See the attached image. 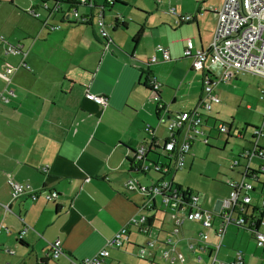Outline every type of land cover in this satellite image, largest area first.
Returning a JSON list of instances; mask_svg holds the SVG:
<instances>
[{
	"label": "crops",
	"instance_id": "crops-1",
	"mask_svg": "<svg viewBox=\"0 0 264 264\" xmlns=\"http://www.w3.org/2000/svg\"><path fill=\"white\" fill-rule=\"evenodd\" d=\"M222 2L113 0L104 6L109 41L99 36L94 18L81 23L56 18L55 25L41 22L42 27L27 30L14 40L24 55L3 53L2 57H7L0 59V71L5 64L13 67L9 82L0 78V91L13 92L0 108V264H73L105 248L107 239L140 214L149 216V235L127 226L123 245L107 247L112 264L229 263L237 252L242 255V264H250L256 255L264 254L247 225L229 224L223 235L217 236L213 228L220 223L219 216L213 219L206 247L200 250L203 230L198 223L184 220L180 231L171 234L172 223L165 208L158 209L155 199L152 206L141 208L147 202L142 195L145 192L123 186L134 173L139 179L149 172L130 169L128 159L133 151L151 139L157 144L166 139V124L158 117L191 110L201 96L205 73L193 69L190 58L183 55L185 38H191L195 48L207 50ZM170 6L192 19L177 23ZM79 8L88 12L84 6ZM114 21L116 27L110 28ZM156 45L167 48L168 60H162ZM153 54L157 62L150 63ZM213 69L218 72L211 70L213 76L221 71L217 66ZM240 74L228 81L239 80ZM150 76L159 83L158 100L147 85ZM87 91L106 97V104L99 106L88 100ZM157 103L163 111L157 112ZM202 113L206 131L211 121L205 111ZM254 144L250 142L249 148ZM159 155L153 148L147 152L151 161H157ZM244 155L246 162L237 179L252 183L250 202L255 193L253 182L261 184L256 203L250 204L253 211L247 213L249 218L259 213L264 172L252 169L247 164L249 155ZM248 169L258 172L251 177L254 180L245 177L246 172L250 174ZM153 172L156 180L160 178ZM9 179L28 185L38 193L36 198L27 194L12 198ZM51 190L57 193L52 200L40 194ZM259 230L264 233V227ZM167 237L176 240L183 262L160 258ZM149 238L154 246L140 257L139 247ZM55 239H59L62 251L52 259L49 244Z\"/></svg>",
	"mask_w": 264,
	"mask_h": 264
},
{
	"label": "built area",
	"instance_id": "built-area-1",
	"mask_svg": "<svg viewBox=\"0 0 264 264\" xmlns=\"http://www.w3.org/2000/svg\"><path fill=\"white\" fill-rule=\"evenodd\" d=\"M48 13L57 14L61 21L65 23H81L95 19V26L99 36L104 40H110V31L106 28L104 19V6L113 3V0H103L102 6L97 4L96 0H39ZM158 1V0H157ZM51 4L49 6V3ZM86 7L88 12H80L79 7ZM51 7V8H50ZM177 23L188 22L192 16L187 13L179 12L175 7L170 6ZM29 15L37 16L33 10L28 12ZM115 21L110 23V28H115ZM57 27V26H56ZM55 28V27H54ZM4 54H20L24 55L21 45L17 43H8L1 37ZM155 51L160 52L162 60L169 59L167 48L162 45H156ZM183 55L190 58L191 67L195 70H202L203 86L201 96L193 109L181 111L167 115L166 118L158 117L160 122L164 121L168 135L161 143L153 139L150 142L140 144L132 153L130 169L134 172L146 173L153 170L161 176L153 181L149 187L140 185L135 178L129 177L123 186L126 189H141L146 193L147 202L141 208L146 209L152 206L155 197L159 198V203L169 214L172 223L171 234H177L184 220L196 222L202 228L199 235L201 244L199 249L204 250L205 241L208 239L207 230L212 228V221L215 216H219L220 223L213 228L214 233L221 237L225 228L229 224L236 226H248L253 228V235L257 246L264 248V233L260 228L264 227V191L260 206L257 208L258 215L247 217V213L253 210L250 208V191L253 189L252 183L237 180L230 183V192L226 199L220 201L218 211H210L200 207L198 196L192 191L181 187H177L171 180H166L164 175L174 172L184 167V159L187 155L193 140L198 135H204V116L202 111L208 112L211 105L219 102V98L213 93V84L226 82L238 74L243 72H252L259 75L263 83L259 86V97L264 99V0H223L222 5L216 11V26L213 33V39L207 50L195 48L191 38H185V47ZM150 63L157 62V57L153 54L149 57ZM22 65L24 62L22 61ZM221 69L217 76H213L211 69L213 67ZM13 67L5 64L0 71V78L9 82V75ZM147 85L158 100L157 95L159 83L154 77H148ZM8 94L12 95V90L3 89L0 91V108L1 104L9 102ZM88 100L93 101L99 106L106 104V97L103 95L91 93L85 94ZM163 111L162 104L157 103V112ZM217 130L226 133L227 129L223 124H219ZM151 132V130H150ZM253 135H263L261 128H254ZM157 151L164 162L151 161L147 158V152L150 149ZM247 155H263V149L259 148L256 143ZM238 159L233 164L237 165ZM44 167L43 169H45ZM264 172V167H261ZM256 177V174L250 175ZM255 179V178H254ZM10 194L12 198H16L22 194H27L31 199L36 198L37 192L31 191L28 185L16 182L12 179L8 180ZM45 200H52L57 193L54 190L40 192ZM152 200L150 203L148 201ZM149 216L140 214L137 218L128 219L127 223L116 231L109 239L106 240L105 248L96 251L91 256L73 261V264H112L108 261L109 250L107 247H121L127 232V226H134L135 229L145 235H149L150 224ZM154 240L148 239L144 247H139L138 255L144 256L146 248H152ZM190 247H192L190 245ZM193 248V247H192ZM59 239L53 240L49 244L50 257L56 259L61 253ZM160 258L163 261L173 263L174 260L184 261L183 254L177 249V242L172 237L165 239L164 246L160 252ZM200 257L197 258V261ZM214 260H212L213 263ZM242 255L237 252L232 262H219L218 264H242ZM211 263V264H212ZM204 264V263H199Z\"/></svg>",
	"mask_w": 264,
	"mask_h": 264
},
{
	"label": "rangeland",
	"instance_id": "rangeland-1",
	"mask_svg": "<svg viewBox=\"0 0 264 264\" xmlns=\"http://www.w3.org/2000/svg\"><path fill=\"white\" fill-rule=\"evenodd\" d=\"M97 1L99 4L103 2V0ZM31 10L37 16L29 15L28 12ZM82 10L79 8V11ZM56 18L61 19L59 15L48 13L39 0H0V59L7 57H2L1 37L8 43H16L17 41L14 40L24 35L27 30L40 25L42 27L41 22L57 24ZM9 56L13 57L12 54ZM211 70L218 73L213 68ZM261 82L263 80L259 75L243 72L240 74V79L235 82L213 84V91L220 101L212 104V109L206 112V115L210 117L207 120L211 122L206 127V131L204 130L205 134L198 135L193 140L184 159V168L165 175L166 180L173 178V182L181 189H188L196 194L199 203L212 208H206L208 210H215L216 205L219 208V202L229 195L230 183L239 180L237 173L241 171L246 161L242 158L243 156L238 157V155L242 153V150L244 153L245 150L251 149L250 142H255L263 149V155H249L247 164L252 169L264 167V136L253 135L254 128H261L264 131V99L259 97ZM219 124L226 127L227 135L217 130L216 127ZM236 159L239 161L238 165L233 164ZM164 160L163 157L158 156L157 161L163 163ZM134 174L131 177L136 179L138 175ZM153 174V170H150L145 177L137 178L139 184L145 183L144 185L149 187L157 178V175ZM253 184L255 193L251 195L250 204L252 205L256 203L261 190V184L258 181H254ZM142 195L146 198V193ZM155 200L158 209L164 210V207L159 205L157 196ZM152 231L157 232L155 229ZM224 246H227L225 242ZM258 252L261 253L260 248ZM256 257L250 264H264V254L261 253Z\"/></svg>",
	"mask_w": 264,
	"mask_h": 264
},
{
	"label": "trees",
	"instance_id": "trees-1",
	"mask_svg": "<svg viewBox=\"0 0 264 264\" xmlns=\"http://www.w3.org/2000/svg\"><path fill=\"white\" fill-rule=\"evenodd\" d=\"M156 95H157V98H159V95H158V92H156L155 93ZM156 110H157V107H156ZM226 135H227V133H226ZM238 157H241V153L238 155ZM128 162H129V165H130V163H131V159H128ZM248 171H250V174H248L247 172L244 174L245 175V177H248V178H250L251 179V176L250 175H252V174H256L257 175V173L258 172H256V171H252V170H249L248 169ZM251 180H254V179H251ZM176 185V184H175ZM177 187H179L178 185H177ZM244 227V226H243ZM248 229H250V230H254L253 228L251 229V227H249Z\"/></svg>",
	"mask_w": 264,
	"mask_h": 264
}]
</instances>
